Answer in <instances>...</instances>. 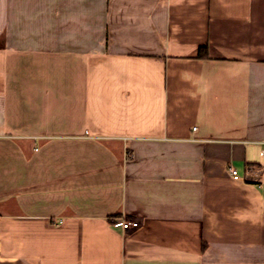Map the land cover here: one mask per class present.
I'll return each mask as SVG.
<instances>
[{
	"label": "crops",
	"instance_id": "1",
	"mask_svg": "<svg viewBox=\"0 0 264 264\" xmlns=\"http://www.w3.org/2000/svg\"><path fill=\"white\" fill-rule=\"evenodd\" d=\"M263 148L264 0H0V264H264Z\"/></svg>",
	"mask_w": 264,
	"mask_h": 264
},
{
	"label": "built area",
	"instance_id": "2",
	"mask_svg": "<svg viewBox=\"0 0 264 264\" xmlns=\"http://www.w3.org/2000/svg\"><path fill=\"white\" fill-rule=\"evenodd\" d=\"M262 155L264 156V148L262 150ZM232 174L235 179H239L238 172L236 170H232ZM122 226L125 231H132L137 230L141 227V224L139 221H130V220H123Z\"/></svg>",
	"mask_w": 264,
	"mask_h": 264
},
{
	"label": "trees",
	"instance_id": "3",
	"mask_svg": "<svg viewBox=\"0 0 264 264\" xmlns=\"http://www.w3.org/2000/svg\"><path fill=\"white\" fill-rule=\"evenodd\" d=\"M209 46L205 45L201 47L196 55L197 58H209Z\"/></svg>",
	"mask_w": 264,
	"mask_h": 264
}]
</instances>
